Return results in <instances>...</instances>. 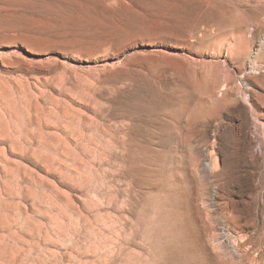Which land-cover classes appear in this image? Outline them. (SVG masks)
Returning <instances> with one entry per match:
<instances>
[{"label": "rangeland", "instance_id": "1", "mask_svg": "<svg viewBox=\"0 0 264 264\" xmlns=\"http://www.w3.org/2000/svg\"><path fill=\"white\" fill-rule=\"evenodd\" d=\"M261 121L264 0H0V264H264Z\"/></svg>", "mask_w": 264, "mask_h": 264}, {"label": "bare ground", "instance_id": "2", "mask_svg": "<svg viewBox=\"0 0 264 264\" xmlns=\"http://www.w3.org/2000/svg\"><path fill=\"white\" fill-rule=\"evenodd\" d=\"M263 122V121H261ZM264 123V122H263ZM250 137L253 139H256V133L254 131H252V133L250 134ZM257 140V139H256ZM123 143V142H122ZM256 143V142H255ZM119 145V144H118ZM254 147V146H253ZM259 147V146H258ZM257 149V148H256ZM254 149V151L256 150ZM250 150H253V148H251ZM123 151V150H122ZM253 151V152H254ZM125 152V151H124ZM252 152V153H253ZM257 152V151H256ZM123 154V153H122ZM258 154V153H256ZM264 154V153H263ZM126 155V154H125ZM206 159H205V163H203V166H204V169L207 170V171H211L213 172L214 169H216V163H217V160L215 156H213L211 153L209 154H206ZM253 157V155H251ZM255 156V155H254ZM257 156V155H256ZM132 157V156H131ZM117 159H120V156L119 158ZM147 159V158H146ZM148 161V160H147ZM204 162V161H203ZM121 163V162H120ZM146 163V162H145ZM132 166L128 165V167L126 168V174L127 176H132ZM10 173V172H9ZM206 173V171H205ZM144 175V174H143ZM179 185V184H178ZM230 211V210H229ZM235 225V224H234ZM236 230V229H235ZM215 231V230H214ZM236 232V231H235ZM212 233V232H211ZM215 233V232H214ZM221 236H219L218 238L221 239V242L222 243H225V245H228L230 248H231V251L234 255H236L238 258L239 256H241L242 253H244L247 249V247L245 245H247L248 242H246L247 240H245L246 237H243V236H240L238 233H228L225 231V229H223L221 232H220ZM248 239V238H247ZM258 239V238H257ZM254 242V241H253ZM245 244V245H244ZM253 244V243H251ZM257 245V244H256ZM244 246V247H243ZM260 249V248H259ZM255 253V252H254ZM235 258V256H234Z\"/></svg>", "mask_w": 264, "mask_h": 264}]
</instances>
